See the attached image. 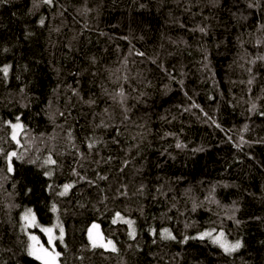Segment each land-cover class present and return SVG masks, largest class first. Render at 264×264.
<instances>
[{
  "label": "trees",
  "instance_id": "1",
  "mask_svg": "<svg viewBox=\"0 0 264 264\" xmlns=\"http://www.w3.org/2000/svg\"><path fill=\"white\" fill-rule=\"evenodd\" d=\"M28 209L60 264H264V0H0V264Z\"/></svg>",
  "mask_w": 264,
  "mask_h": 264
},
{
  "label": "rangeland",
  "instance_id": "2",
  "mask_svg": "<svg viewBox=\"0 0 264 264\" xmlns=\"http://www.w3.org/2000/svg\"><path fill=\"white\" fill-rule=\"evenodd\" d=\"M19 130V127L18 128H15V130L13 129V136L15 135V138H16V135H17V132ZM67 192V191H66ZM65 192V188L62 190L61 193H64L66 194ZM63 194V195H64ZM26 213H29V216H28V221H25L23 219V217L25 216ZM34 217V223H32V226H29V223H31L32 221V218ZM129 221V220H127ZM56 223H54V225L52 226H42L40 225L37 221H36V218H35V215H34V212L31 211L30 209L28 210H25L22 214H21V228H22V234L24 235L25 237V240H26V254L28 256H30L31 258H34V256L32 255H29V246L30 244L33 243V241H31L29 239L30 236H36L40 242V244H43L45 248H49L50 250L52 248L55 249L56 251V246H55V241L57 239H60V234H57L56 233V228L54 227ZM93 225H98L97 223H92L89 227H88V230H87V238H88V241L91 245V247H93L92 245V242L90 241L89 239V230H91V235H92V238L97 240V246L94 247V248H100V249H103V250H108V251H111L113 250V248L115 249V245L112 243V244H107V240L103 237V234L101 232V229H100V226L98 225V228H93ZM42 228H50L52 229V237H53V242L52 244L50 245L49 242H48V234L41 231ZM61 233V232H60ZM207 233H210L211 235H202L203 237L207 238L210 240V242H212L213 244L217 245L219 248H221L223 251L224 249L220 246L221 243H227L228 245H232V244H235L231 241H229L227 238H225L224 236L221 237L220 234H217V233H213V232H207ZM100 237H103V243L105 244L104 247H101L99 246L100 244ZM214 241H218V242H214ZM232 252V251H231ZM36 260V259H35ZM38 261V260H37ZM40 262V261H39ZM41 263V262H40ZM57 264H60L58 259H57Z\"/></svg>",
  "mask_w": 264,
  "mask_h": 264
},
{
  "label": "snow or ice",
  "instance_id": "3",
  "mask_svg": "<svg viewBox=\"0 0 264 264\" xmlns=\"http://www.w3.org/2000/svg\"><path fill=\"white\" fill-rule=\"evenodd\" d=\"M45 2L50 3L51 0H45ZM120 95L123 96V92H121ZM18 127H21V126L20 125H14L13 126L14 130H15V128H18ZM13 138L15 139V135L13 136ZM12 155H15V153H12ZM46 163H53L54 164L55 161H52L51 158H49V160L46 161ZM9 171H11V166H9ZM69 187H70L69 185L65 186V192L67 191V189ZM63 194L64 193H61V195H63ZM117 215H119V214H117ZM28 216H29V213H26L25 216L23 217V219L25 221H28ZM32 223H34V217L32 218L31 223H29V226H32ZM93 228H98V225H93ZM41 231L48 234V242L51 245L53 242V237L51 235L52 229L42 228ZM130 235H132V233H130ZM204 235H211V234L205 233ZM220 235L222 237L223 233H221ZM165 237L166 238H172L171 234L168 233L167 230H165ZM29 239L31 241H33V243L30 244V246H29V255L34 256L36 260L41 262V264H57V259H58L60 254L58 252H56L54 248H52L51 250L49 248H45L43 244H40V242L36 236H30ZM60 239L61 240L63 239V229H61ZM89 239L92 242L93 247H96L97 246V240L92 238L91 230H89ZM99 239H100L99 246L104 247L105 244L103 243V237H100ZM214 242H218V241H214ZM107 244H109V245L112 244V241H110V240L107 241ZM220 246L224 249L225 252H231V251H235L239 247H241V244L239 242H236L235 244H232V245H228L227 243H221ZM113 250H115V249L113 248Z\"/></svg>",
  "mask_w": 264,
  "mask_h": 264
}]
</instances>
